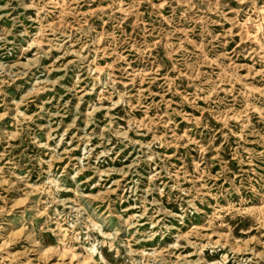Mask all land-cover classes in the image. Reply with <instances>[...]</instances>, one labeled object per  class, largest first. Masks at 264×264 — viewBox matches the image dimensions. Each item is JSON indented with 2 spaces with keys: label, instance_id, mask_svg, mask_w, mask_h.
I'll return each instance as SVG.
<instances>
[{
  "label": "rangeland",
  "instance_id": "1",
  "mask_svg": "<svg viewBox=\"0 0 264 264\" xmlns=\"http://www.w3.org/2000/svg\"><path fill=\"white\" fill-rule=\"evenodd\" d=\"M0 264H264V0H0Z\"/></svg>",
  "mask_w": 264,
  "mask_h": 264
},
{
  "label": "bare ground",
  "instance_id": "2",
  "mask_svg": "<svg viewBox=\"0 0 264 264\" xmlns=\"http://www.w3.org/2000/svg\"><path fill=\"white\" fill-rule=\"evenodd\" d=\"M86 217V216H85ZM133 221V220H132ZM6 222V221H5ZM84 248V247H83ZM59 250V249H58ZM60 252V251H59ZM72 252V251H71ZM74 253V252H73ZM82 254V253H81ZM70 254L68 253V256H69ZM81 256V255H80ZM163 256V255H162ZM166 259V258H165ZM142 262V261H141Z\"/></svg>",
  "mask_w": 264,
  "mask_h": 264
}]
</instances>
